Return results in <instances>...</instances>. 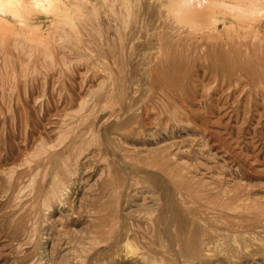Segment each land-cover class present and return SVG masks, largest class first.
<instances>
[{"label":"rangeland","instance_id":"rangeland-1","mask_svg":"<svg viewBox=\"0 0 264 264\" xmlns=\"http://www.w3.org/2000/svg\"><path fill=\"white\" fill-rule=\"evenodd\" d=\"M89 1L0 12V264H264V18Z\"/></svg>","mask_w":264,"mask_h":264},{"label":"bare ground","instance_id":"bare-ground-1","mask_svg":"<svg viewBox=\"0 0 264 264\" xmlns=\"http://www.w3.org/2000/svg\"><path fill=\"white\" fill-rule=\"evenodd\" d=\"M177 3L176 6V14L181 15L180 17H184L183 19L186 20V18L190 21V23L192 22V24L194 23V25H199V27L202 26V29L204 30V28L207 31H210L212 28H215V26H217V24L220 22V19H218L217 17V13L218 10L220 8H222V6L224 8H230L232 7L231 5H225V3L221 4L218 1H214V0H175ZM238 1V0H237ZM240 1V0H239ZM255 1V0H254ZM257 1V0H256ZM258 0L257 3H259ZM242 2V1H240ZM245 2V1H244ZM243 2V4H244ZM249 3V5L251 6V9H257V11H255L257 13V18L262 17L264 18V7L263 6H257V3L254 5L253 2H250L249 0H247L246 4ZM251 3V4H250ZM253 3V5H252ZM235 4H237L235 2ZM240 4V3H238ZM239 8H242V5H238ZM248 5V4H247ZM91 6L90 5V1L89 0H0V12H5L8 13L14 17H24V14L27 15H31V14H37V13H45L48 15L51 14H57L58 12L61 14L58 18H56V21L54 22L55 25L60 26V29L63 30V27L65 28V26L67 25L70 28H74L75 27V18L74 19H70L67 18L66 16H68V14H74L76 16V19H82L85 17H89V15L86 14L85 9ZM252 6H255L252 8ZM235 7V6H234ZM249 6L245 7L244 4V10L245 8H247ZM257 7V8H256ZM233 8V7H232ZM231 8V9H232ZM236 8V7H235ZM174 9V7H173ZM248 9V10H247ZM247 12H249L250 8H247ZM221 10V9H220ZM228 10V9H227ZM244 13V12H243ZM246 13V12H245ZM244 13V14H245ZM253 13V12H252ZM247 14V13H246ZM248 15V14H247ZM251 15V14H250ZM252 15H255L254 13ZM175 16V15H174ZM63 17H65L66 19H63ZM63 19V20H62ZM84 21V20H83ZM9 24L11 23H5V19L0 18V33L1 34H5L7 33L6 30H10L12 27ZM78 24V23H77ZM191 24V25H192ZM190 25V26H191ZM193 26V25H192ZM198 28V26H196ZM195 27V28H196ZM8 28V29H6ZM37 28V27H36ZM191 29H194L193 27H191ZM195 30V29H194ZM201 30V29H200ZM193 31V30H192ZM11 34L13 36L16 37H22V39L26 40V41H30L29 39H32V41H35L37 43V45H43V40L38 38L36 35V31L32 33V35H26V34H20L18 35V33L13 32V30H10ZM196 32V30H195ZM199 32V31H197ZM69 32L67 33V31H64L59 39H69L68 36ZM205 34V33H204ZM29 36V37H28ZM47 36V35H46ZM253 36V35H252ZM262 36V35H261ZM260 36V37H261ZM10 37V36H9ZM58 37V36H57ZM88 37V36H87ZM8 39V38H7ZM73 39V38H72ZM85 39V38H84ZM10 40V39H9ZM67 40V39H66ZM195 40V39H194ZM201 40V39H200ZM17 41V40H16ZM61 41V40H60ZM63 41V40H62ZM262 41V40H261ZM72 42V41H71ZM55 43V42H53ZM254 43V42H253ZM49 44V43H48ZM3 45V44H2ZM60 45V44H59ZM4 46V45H3ZM2 46V47H3ZM261 46V45H260ZM42 47V46H41ZM45 47V46H44ZM76 47V46H75ZM27 48V47H26ZM30 48V47H29ZM35 48L37 49V47L35 46ZM34 48V49H35ZM43 48V47H42ZM63 48V46H62ZM67 48V47H66ZM262 48V47H261ZM3 48H1L2 50ZM44 49H48L49 48H44ZM24 51V50H23ZM40 51V50H39ZM50 52V51H49ZM203 53V52H202ZM52 54V53H50ZM70 54V53H69ZM206 56V55H205ZM247 56V55H246ZM43 57V56H42ZM27 58V57H26ZM50 60V59H49ZM52 61V60H51ZM244 61V60H243ZM263 62V61H262ZM53 63V62H52ZM261 64V63H260ZM41 65V64H40ZM259 65V64H258ZM264 65V64H263ZM244 66V64H243ZM258 67V66H257ZM43 68V67H42ZM55 70V69H54ZM242 70V69H241ZM3 72V71H2ZM22 72V71H21ZM34 72V71H33ZM8 73V72H7ZM13 74V73H12ZM23 74V73H22ZM59 74V73H58ZM239 74V73H238ZM14 76V75H13ZM58 77V76H57ZM14 79V77H13ZM43 79V78H42ZM9 80V79H8ZM257 81V80H256ZM90 105V104H89ZM43 106V105H42ZM85 106V105H84ZM16 107V106H15ZM84 108V107H83ZM47 109V108H46ZM84 110V109H83ZM42 111V110H41ZM79 111H77L78 113ZM81 112V111H80ZM85 112V110H84ZM82 112V113H84ZM76 113V114H77ZM74 115V114H73ZM79 115V114H77ZM81 115V113H80ZM83 118V117H82ZM66 119V118H65ZM81 119V118H80ZM87 119V118H86ZM75 120V119H74ZM79 122V121H78ZM84 123V122H83ZM78 125V124H77ZM80 127V124H79ZM62 128V127H61ZM74 128V127H72ZM92 129V128H91ZM21 130V129H20ZM63 130V129H62ZM66 132V131H65ZM73 132V131H72ZM75 132V131H74ZM59 133V132H58ZM76 133V132H75ZM90 133V132H89ZM94 132L92 133L91 137L93 138ZM71 136V134H70ZM62 137V136H61ZM87 137V136H86ZM12 138V137H11ZM87 139V138H86ZM64 141V139L62 140ZM62 141L60 143H62ZM17 143V142H16ZM59 143V142H58ZM64 145V144H63ZM52 146V145H51ZM60 146V145H59ZM27 147V146H26ZM77 147V146H76ZM42 147H40L41 149ZM50 148V147H49ZM52 148V147H51ZM50 148V149H51ZM61 148V147H60ZM39 149V150H40ZM45 149V148H44ZM55 149V148H54ZM29 150V149H28ZM38 150V151H39ZM44 151V150H43ZM48 150H46L45 153H47ZM53 152V151H52ZM69 153V152H68ZM49 155V154H48ZM31 156V155H30ZM36 156V154H35ZM43 156V155H42ZM59 156V155H58ZM34 157V156H32ZM41 157V155H40ZM71 157V156H70ZM30 159V158H29ZM37 159V158H36ZM39 159V157H38ZM27 160V159H26ZM30 161H33L32 158ZM37 161V160H36ZM68 161V160H67ZM34 162V161H33ZM66 162V161H65ZM35 163V162H34ZM33 163V164H34ZM29 164V163H28ZM31 164V163H30ZM21 166V165H20ZM28 166V165H27ZM34 166V165H33ZM48 166V165H47ZM65 166V165H64ZM36 168V167H34ZM33 168V169H34ZM20 169V168H19ZM45 170V169H44ZM13 171V170H12ZM17 172V171H16ZM38 172V171H37ZM36 172V173H37ZM66 172L63 171H55L52 174L51 177V181H52V185H53V196L55 197L57 195L58 191H63L68 185H67V181L69 180V175H66ZM11 175V174H10ZM15 175V174H14ZM14 178V177H13ZM33 178V177H32ZM35 178V177H34ZM38 178V177H37ZM36 179V178H35ZM47 179V178H45ZM14 181V179H13ZM22 181V180H21ZM32 181V180H31ZM30 181V182H31ZM35 181V180H33ZM37 181V180H36ZM46 180H43V182ZM29 182V184H30ZM40 182V181H39ZM46 184V182H45ZM10 185V184H9ZM36 185V183H35ZM24 186V185H23ZM30 186V185H29ZM28 187V186H27ZM34 187V186H33ZM36 187V186H35ZM29 188V187H28ZM32 189V188H31ZM63 189V190H62ZM24 190V189H23ZM27 190V189H26ZM25 190V191H26ZM35 190V189H33ZM70 191V190H68ZM20 192V191H19ZM8 193V192H7ZM22 193V192H21ZM24 193V192H23ZM27 193V192H26ZM65 193V191H64ZM30 197V195H29ZM64 197V196H63ZM25 199V198H24ZM36 199V198H35ZM59 199V198H58ZM19 201V199H18ZM33 201V199H32ZM15 202V201H14ZM16 204V203H15ZM30 205V204H29ZM27 208V207H26ZM53 208V207H51ZM49 210V209H48ZM23 213V212H21ZM20 213V214H21ZM33 216V215H32ZM29 218V217H28Z\"/></svg>","mask_w":264,"mask_h":264}]
</instances>
